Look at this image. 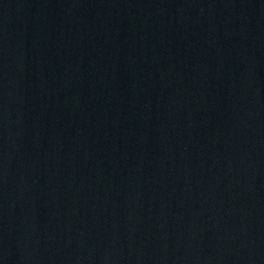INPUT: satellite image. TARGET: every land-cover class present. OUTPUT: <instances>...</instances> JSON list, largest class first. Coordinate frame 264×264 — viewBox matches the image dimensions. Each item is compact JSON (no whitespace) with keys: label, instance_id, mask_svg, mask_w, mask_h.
<instances>
[{"label":"water","instance_id":"1","mask_svg":"<svg viewBox=\"0 0 264 264\" xmlns=\"http://www.w3.org/2000/svg\"><path fill=\"white\" fill-rule=\"evenodd\" d=\"M0 264H264V0H0Z\"/></svg>","mask_w":264,"mask_h":264}]
</instances>
